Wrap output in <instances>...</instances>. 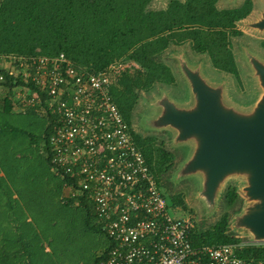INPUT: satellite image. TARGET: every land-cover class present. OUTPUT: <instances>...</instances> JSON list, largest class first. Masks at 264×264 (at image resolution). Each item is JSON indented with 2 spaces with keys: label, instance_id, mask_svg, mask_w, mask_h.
<instances>
[{
  "label": "built area",
  "instance_id": "2783aa9c",
  "mask_svg": "<svg viewBox=\"0 0 264 264\" xmlns=\"http://www.w3.org/2000/svg\"><path fill=\"white\" fill-rule=\"evenodd\" d=\"M137 65L92 73L64 55L0 58V91L24 113L52 118L48 161L70 198L91 206L112 247L100 264H264L240 257L250 245L194 247L192 219L175 218L111 88ZM10 88L5 85L10 84Z\"/></svg>",
  "mask_w": 264,
  "mask_h": 264
},
{
  "label": "trees",
  "instance_id": "16d2710c",
  "mask_svg": "<svg viewBox=\"0 0 264 264\" xmlns=\"http://www.w3.org/2000/svg\"><path fill=\"white\" fill-rule=\"evenodd\" d=\"M153 1L0 0V58L64 54L75 67L92 73L105 70L115 61L134 63L138 68L122 73L111 88L113 100L130 126L141 92L150 93L157 85L175 84L171 68L160 60L172 47L189 45L194 52L208 54L216 69L239 77L230 38L240 36L237 23L253 12L252 0L232 9H220V0L171 1L160 10L152 8ZM8 80L10 84L5 87L10 88L13 85ZM49 119L46 147L52 134V118ZM132 135L159 184L173 166V155L163 144L156 148L151 137L142 139L134 132ZM174 199L176 206L184 205L179 196ZM238 199L236 190L229 188L228 207H235ZM80 205L89 209V221L95 219L91 206L85 202ZM228 222L226 213L208 230L196 228L191 236L193 246L239 243L226 234ZM111 247L109 241L97 264ZM239 255L264 261V245L247 246Z\"/></svg>",
  "mask_w": 264,
  "mask_h": 264
},
{
  "label": "rangeland",
  "instance_id": "374dc122",
  "mask_svg": "<svg viewBox=\"0 0 264 264\" xmlns=\"http://www.w3.org/2000/svg\"><path fill=\"white\" fill-rule=\"evenodd\" d=\"M171 1L183 0H164L166 5ZM245 1L237 0V4L229 5L228 0L229 4L220 0L218 6L229 9ZM252 2L251 18L261 6L259 0ZM237 28L243 36L231 38V48L240 74L238 79L214 68L207 55L190 50L186 56L191 65L202 64L203 74L210 82L226 80L229 96L248 105L257 98V92L249 69L241 59L240 47H246L264 60V36L260 39L243 26ZM165 64L176 79L175 84L164 85L167 94L179 104L187 102L189 92L176 63L167 60ZM136 110L146 112L140 105ZM49 123V117L41 110L24 113L11 99L0 94V264H97L109 247V240L98 230L95 219L89 221V209L70 198L62 178L50 168L49 149L44 140ZM134 133L143 139L144 132L134 130ZM147 133L154 139L156 148L162 144L164 149L166 145L169 147L166 134ZM169 150L176 162L185 154V148L169 147ZM163 176L160 191L173 217L192 219L200 230L203 225L212 227L224 214L231 213L232 209L222 200L215 214L208 218L204 206L196 200L198 179L175 183L171 188ZM175 196H179L184 205L176 206Z\"/></svg>",
  "mask_w": 264,
  "mask_h": 264
},
{
  "label": "water",
  "instance_id": "95a60500",
  "mask_svg": "<svg viewBox=\"0 0 264 264\" xmlns=\"http://www.w3.org/2000/svg\"><path fill=\"white\" fill-rule=\"evenodd\" d=\"M228 1L229 5L237 4V0ZM259 1L256 15L237 26L262 39L264 0ZM152 5L155 10L167 7L164 0H154ZM240 50L256 87L253 103H238L229 96L226 80L212 83L204 76L202 64L191 65L186 56L189 45L172 47L160 60L176 63L190 100L177 103L164 85H157L150 93L141 92L137 106L146 112L134 110L131 128L144 132L143 139L151 136L147 131L164 133L170 148H185L182 159L173 161L163 179L171 188L175 183L198 179L196 200L202 203L208 218L215 214L219 202H226L228 189L234 188L239 199L229 214L226 234L242 243L264 244V60L246 47ZM169 147L166 145L165 150L172 154ZM208 229L203 225L200 231Z\"/></svg>",
  "mask_w": 264,
  "mask_h": 264
},
{
  "label": "flooded vegetation",
  "instance_id": "af4514ba",
  "mask_svg": "<svg viewBox=\"0 0 264 264\" xmlns=\"http://www.w3.org/2000/svg\"><path fill=\"white\" fill-rule=\"evenodd\" d=\"M238 31H240V30H238ZM240 36H238V37H242L243 36V33L240 31ZM238 37H236V38H238ZM231 38H234V37H231ZM231 38H230V42H231ZM263 43H264V41L262 42V45H263ZM231 47H232V43H231ZM231 50H232V48H230ZM190 50L192 51V52H194L193 50H192V48H190ZM195 54H198V55H202L201 53H197V52H194ZM205 55H207L208 57H209V60H210V56L208 55V54H205ZM234 55V54H233ZM234 58H235V56H234ZM211 61V60H210ZM212 63V62H211ZM235 63H236V59H235ZM213 65V64H212ZM236 65H237V63H236ZM214 67V66H213ZM215 68V67H214ZM218 70V69H217ZM218 71H220V70H218ZM220 72H222V71H220ZM222 73H224V74H226V75H230V76H233L235 79H238L239 77H237V75H232V74H228V73H226V72H222ZM239 76H240V74H239Z\"/></svg>",
  "mask_w": 264,
  "mask_h": 264
},
{
  "label": "crops",
  "instance_id": "0c3cea01",
  "mask_svg": "<svg viewBox=\"0 0 264 264\" xmlns=\"http://www.w3.org/2000/svg\"><path fill=\"white\" fill-rule=\"evenodd\" d=\"M1 92V91H0ZM1 94V93H0Z\"/></svg>",
  "mask_w": 264,
  "mask_h": 264
}]
</instances>
